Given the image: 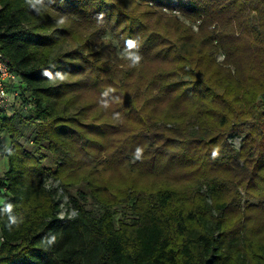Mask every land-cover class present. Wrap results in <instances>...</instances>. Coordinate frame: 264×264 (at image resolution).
<instances>
[{"label":"trees","instance_id":"1","mask_svg":"<svg viewBox=\"0 0 264 264\" xmlns=\"http://www.w3.org/2000/svg\"><path fill=\"white\" fill-rule=\"evenodd\" d=\"M0 48V264H264V0H0Z\"/></svg>","mask_w":264,"mask_h":264},{"label":"built area","instance_id":"2","mask_svg":"<svg viewBox=\"0 0 264 264\" xmlns=\"http://www.w3.org/2000/svg\"><path fill=\"white\" fill-rule=\"evenodd\" d=\"M18 85V76L0 48V114L13 113L16 108L27 111L31 107L29 103H21Z\"/></svg>","mask_w":264,"mask_h":264},{"label":"rangeland","instance_id":"3","mask_svg":"<svg viewBox=\"0 0 264 264\" xmlns=\"http://www.w3.org/2000/svg\"><path fill=\"white\" fill-rule=\"evenodd\" d=\"M110 35L106 34L105 38H109ZM113 44L115 45V42H113ZM120 58H127L128 56H130V53L125 52V54L123 53H119L118 55ZM218 60L222 59V55H219L217 57ZM86 97L88 98V94L86 95ZM6 115H12L11 113H7ZM26 137L29 136L30 134V130L25 132ZM241 138H237L234 137L232 139H230V143L234 148H238L239 144H240ZM10 140L7 136V134L2 131L0 132V175H2L4 173V171H6V159L4 157V152L7 151L10 148ZM51 160L49 159V157L45 160V164H50ZM45 185L49 188H56V197L58 199V203H59V212L58 215L61 218H64L67 214L68 217H71L74 215L73 210H70V204L68 202V199L65 195L62 194L60 188H58V183L56 181H53L51 179L46 180ZM75 190H72V192H74ZM2 204V200L0 198V205ZM69 210V211H68Z\"/></svg>","mask_w":264,"mask_h":264},{"label":"clouds","instance_id":"4","mask_svg":"<svg viewBox=\"0 0 264 264\" xmlns=\"http://www.w3.org/2000/svg\"><path fill=\"white\" fill-rule=\"evenodd\" d=\"M138 59V58H137ZM139 152H140V149H137V154H139ZM13 222H15V221H13ZM54 239V238H53Z\"/></svg>","mask_w":264,"mask_h":264}]
</instances>
